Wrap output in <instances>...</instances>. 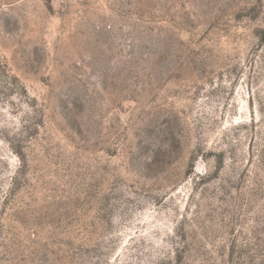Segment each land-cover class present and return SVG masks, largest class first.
<instances>
[{"label":"rangeland","instance_id":"obj_1","mask_svg":"<svg viewBox=\"0 0 264 264\" xmlns=\"http://www.w3.org/2000/svg\"><path fill=\"white\" fill-rule=\"evenodd\" d=\"M0 264H264V0H0Z\"/></svg>","mask_w":264,"mask_h":264}]
</instances>
